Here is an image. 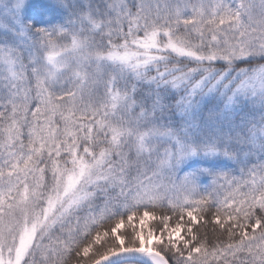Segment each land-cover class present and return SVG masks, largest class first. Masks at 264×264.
I'll use <instances>...</instances> for the list:
<instances>
[{
    "label": "snow or ice",
    "instance_id": "obj_1",
    "mask_svg": "<svg viewBox=\"0 0 264 264\" xmlns=\"http://www.w3.org/2000/svg\"><path fill=\"white\" fill-rule=\"evenodd\" d=\"M0 264H264V0H0Z\"/></svg>",
    "mask_w": 264,
    "mask_h": 264
},
{
    "label": "trees",
    "instance_id": "obj_2",
    "mask_svg": "<svg viewBox=\"0 0 264 264\" xmlns=\"http://www.w3.org/2000/svg\"><path fill=\"white\" fill-rule=\"evenodd\" d=\"M148 210H154V209H152V208H149ZM161 210V213L163 212V209H160ZM161 213H157V214H161ZM209 220H210V218H209ZM171 222V221H170ZM158 222L157 221H150V225H155V224H157ZM202 223V222H201ZM195 227H198L199 229H200V231H201V233L203 234L206 230L208 231V232H211V229H212V224H211V222H209V224L206 226V228L205 227H202L201 225H197V226H195ZM217 231H219V229H218V226H217ZM225 239H226V235H225V237H224Z\"/></svg>",
    "mask_w": 264,
    "mask_h": 264
},
{
    "label": "rangeland",
    "instance_id": "obj_3",
    "mask_svg": "<svg viewBox=\"0 0 264 264\" xmlns=\"http://www.w3.org/2000/svg\"><path fill=\"white\" fill-rule=\"evenodd\" d=\"M144 211V209H140V213H142ZM149 211H152V210H149ZM153 211H155L156 213H161V210L160 209H154ZM185 219H187V217H185ZM175 221H171L170 223H174ZM197 226V225H196ZM130 231V227L126 226L123 230H122V234L123 233H127ZM183 234V233H182ZM96 247H99V246H96ZM91 255V253H90Z\"/></svg>",
    "mask_w": 264,
    "mask_h": 264
}]
</instances>
